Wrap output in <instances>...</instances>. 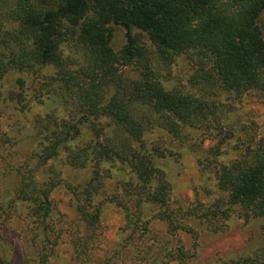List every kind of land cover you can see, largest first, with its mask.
Instances as JSON below:
<instances>
[{
  "label": "trees",
  "instance_id": "16d2710c",
  "mask_svg": "<svg viewBox=\"0 0 264 264\" xmlns=\"http://www.w3.org/2000/svg\"><path fill=\"white\" fill-rule=\"evenodd\" d=\"M262 17L264 0H0V80L11 73L53 69L60 99L69 110L67 119L48 115L37 121L40 155L34 166L19 168L24 173L17 199L32 204L38 214L40 230L33 236L38 264H47L61 236L52 224L49 199L60 185L72 191L84 230L71 238L78 264H124L118 250L100 260L89 253L101 242L106 203L124 213L127 235L121 250L130 249L136 260L146 249L152 220L165 222L171 236L194 234L191 220L217 233L235 211L264 220V144L251 156L214 166L219 197L213 204L174 210L162 164L166 152L158 140L146 138L159 128L179 140L191 131L213 139V131L222 128L217 112L222 114L226 106L215 112L214 104L166 87L164 73L181 56L196 64L192 83L237 99L253 92L264 100ZM114 26L125 33L126 44L119 51L110 47ZM135 30L146 35L150 46L140 43ZM66 46L72 53L68 56L63 54ZM11 99L22 100V95L13 93ZM82 126L93 139L75 148L71 142ZM224 140L209 150V158L216 161ZM62 153L68 166L89 171L82 190L72 189L48 166ZM115 162L132 175L127 200L119 191L103 188L105 166ZM41 168L46 176L39 183L35 175ZM167 257L191 264L180 244Z\"/></svg>",
  "mask_w": 264,
  "mask_h": 264
},
{
  "label": "rangeland",
  "instance_id": "374dc122",
  "mask_svg": "<svg viewBox=\"0 0 264 264\" xmlns=\"http://www.w3.org/2000/svg\"><path fill=\"white\" fill-rule=\"evenodd\" d=\"M260 24L264 29V17ZM134 34L141 44L150 46L144 33L135 30ZM125 44L124 31L114 26L110 47L119 51ZM63 54L68 56L72 53L66 46ZM196 68L195 62L185 56L175 59L169 71L164 73L166 87L180 88L184 93L214 104L215 112L217 108L221 111L226 106L222 114L217 112L222 128L213 131V139H208L206 133L201 135L191 131L183 134L182 140H179L159 128L146 136L149 142L158 140V147L166 152L162 164L170 185V206L174 210L178 207L186 210L197 204L203 207L213 204L219 197L213 177L214 166L230 164L240 156H251L264 144V100L258 99L253 92L237 99L217 92L214 87L205 88L192 83ZM126 73L128 75L129 71ZM13 93L22 95V100L11 101ZM68 112L60 99L53 69H45L34 75L11 73L0 80V264H38L37 250L33 244V236L40 230L37 227L38 214L32 204L17 199L24 173H19V168L34 166L40 155L42 138L38 134L37 121L48 115L58 120L67 119ZM101 123L106 125L107 122L101 120ZM224 137L227 139L224 140ZM91 139L92 133L82 126L79 138L71 144L75 148L83 147ZM221 140H224L220 146L221 155L215 161L209 158V150ZM65 161V153H62L56 162L48 166L60 173L61 179L72 189L82 190L89 171L73 169ZM105 169L108 177L103 188L108 192L119 191L127 200L126 189L130 190L127 184L133 181L128 167L115 162L114 165L107 164ZM45 176L42 168L35 175L39 183L43 182ZM49 196L53 209L52 224L61 236L47 264H78L71 238L81 235L84 230L76 211L75 197L64 185L55 187ZM191 221L194 234L181 231L171 236L167 233L165 222L152 220L148 226L150 235L145 240L146 249L137 255L136 260L130 249H125V252L121 250L127 235L124 213L116 205L106 203L101 211L104 230L101 245L95 246L89 253L95 260H100L118 250L124 264H177L170 262L167 254L180 244L189 253L191 264L264 262L263 219L235 211L217 233L210 231L206 225ZM159 247H163V251L159 252Z\"/></svg>",
  "mask_w": 264,
  "mask_h": 264
}]
</instances>
